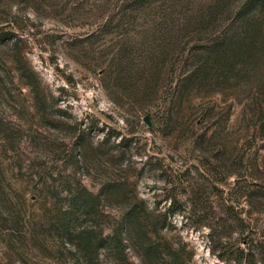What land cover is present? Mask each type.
<instances>
[{
	"label": "rangeland",
	"instance_id": "1",
	"mask_svg": "<svg viewBox=\"0 0 264 264\" xmlns=\"http://www.w3.org/2000/svg\"><path fill=\"white\" fill-rule=\"evenodd\" d=\"M254 1L0 0V264H90L69 208L74 233L144 225L95 264H264Z\"/></svg>",
	"mask_w": 264,
	"mask_h": 264
},
{
	"label": "trees",
	"instance_id": "2",
	"mask_svg": "<svg viewBox=\"0 0 264 264\" xmlns=\"http://www.w3.org/2000/svg\"><path fill=\"white\" fill-rule=\"evenodd\" d=\"M250 2L251 1H248L245 4L247 5ZM254 2L255 4H252L254 5V7L264 6V0H256ZM251 12L252 11L248 10L238 15L240 17V27L247 25L248 18H250L249 22L253 21V18H255L256 15L250 14ZM216 39V43H219V46L221 45V47L225 48H223V50H221L220 52H214V54L219 59L224 61V63L227 62L229 58L235 59L240 56V54L236 52V37L229 36V38L227 39V37L223 33L221 35H218ZM130 213L131 212L128 211L127 214ZM70 214V208L60 212L61 216L57 218L55 223L56 228L59 230V234L62 238L63 243H68L69 245H71L73 247V250L75 252H79L81 254V257L88 260L90 264H95L94 261L98 258V252L100 249L113 251L115 253H121L123 251V241L126 239L127 234L133 230H141L144 226L137 215L133 214L131 216L124 217L122 220L114 224L111 228L110 233L106 235H103L101 231L97 230H91V232H89L90 234L88 232L85 233L86 231L74 233L71 230L70 220L68 218ZM240 257L241 259L242 257L246 259V254H241Z\"/></svg>",
	"mask_w": 264,
	"mask_h": 264
}]
</instances>
